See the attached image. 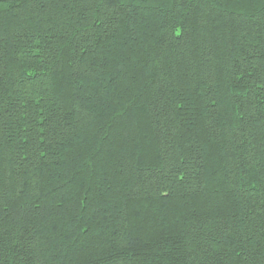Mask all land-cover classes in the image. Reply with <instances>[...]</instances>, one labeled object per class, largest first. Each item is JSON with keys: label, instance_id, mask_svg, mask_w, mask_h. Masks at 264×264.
I'll list each match as a JSON object with an SVG mask.
<instances>
[{"label": "trees", "instance_id": "1", "mask_svg": "<svg viewBox=\"0 0 264 264\" xmlns=\"http://www.w3.org/2000/svg\"><path fill=\"white\" fill-rule=\"evenodd\" d=\"M0 264H264V0H0Z\"/></svg>", "mask_w": 264, "mask_h": 264}]
</instances>
